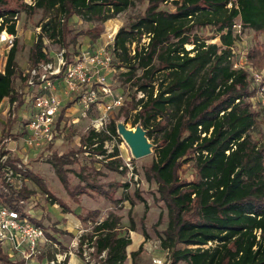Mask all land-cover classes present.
<instances>
[{
	"label": "trees",
	"instance_id": "16d2710c",
	"mask_svg": "<svg viewBox=\"0 0 264 264\" xmlns=\"http://www.w3.org/2000/svg\"><path fill=\"white\" fill-rule=\"evenodd\" d=\"M20 1L18 8L10 6V0H0V33L6 29L16 35L5 69L0 70V103L8 98L16 106L22 105L19 90L27 80L17 60L15 17L20 9L29 15L43 13L30 53L33 68L53 60L46 39L63 47L70 63L80 54V36L97 41L107 21L136 5V0ZM143 1L144 11L121 26L114 39L111 82L115 80L130 92L117 115L110 118L107 131L88 129L80 137L78 150L53 154L55 172L77 201L84 194L99 192L119 203L123 198L116 200L108 190L90 182L84 167L80 172L83 182L70 189L69 166L79 161L76 153H82L87 145L93 163L104 162L95 154L104 155L109 170L125 174L119 147L107 153L105 141L115 137L123 141L119 121L139 124L153 144L152 161L145 167L144 176L157 185V199L167 210L165 227L158 229L164 219L161 214L155 229L161 246L172 251L173 264H264V108H254L261 101L252 99L256 87L249 72L233 66L238 37L232 27L240 20L246 28L264 35V0ZM76 18L90 26L76 31L72 26ZM205 29L218 41L208 42L201 34ZM144 38H149L148 43ZM248 56L264 67V40L251 47ZM71 103L57 117L60 132H64L62 121ZM7 124L12 127L15 119L10 118ZM9 133L5 131V137ZM3 153L0 149V157ZM187 163L192 177L184 175ZM26 176L48 191L36 172L28 171ZM122 186L127 189L129 183ZM27 192L25 189L21 196L27 197ZM135 195L146 203L139 190ZM0 196L2 202L14 205L12 196L1 192ZM127 199L132 205L136 203L131 196ZM62 205L66 211H73ZM100 213V209L88 210L82 217L95 225L94 232L85 237L98 255L106 251L105 264H123L132 244L129 231L138 232L136 222L130 217L124 231L120 214L112 211L98 223ZM142 233L149 238L145 226ZM144 249L142 243L130 252L133 264H141L139 256ZM0 261H10L1 248Z\"/></svg>",
	"mask_w": 264,
	"mask_h": 264
},
{
	"label": "rangeland",
	"instance_id": "374dc122",
	"mask_svg": "<svg viewBox=\"0 0 264 264\" xmlns=\"http://www.w3.org/2000/svg\"><path fill=\"white\" fill-rule=\"evenodd\" d=\"M23 2L33 3L34 0H23ZM21 3L22 2L20 0H10V6L12 7L21 8ZM165 6L168 8H172L170 4H166ZM145 7L146 3L143 0H136V5L134 7L121 13L116 18L110 19L104 24L101 37L95 42H93L92 39L88 36H80L78 40L81 48L80 53L82 51H93L95 48L103 44L104 41L107 39V34L108 32H110V30L119 29L123 25H128L134 20L136 16H138L144 11ZM76 20V23H72V26L76 31H79L81 29L86 30L90 26L89 23L80 20L79 18H76ZM16 21L18 30L17 60L20 67L26 71L30 68L31 48L36 42L38 33L40 32V27H38V25L41 24V22L43 21V13L41 11H38L34 15H29L25 11L20 9L19 13L17 14ZM201 34L204 38H208V42L218 41L217 39H213V33L209 29L201 31ZM263 40L264 35H261L260 33H256L253 30L246 28L238 36V41L236 42L234 49L236 54V60L244 61L245 59H247L249 65L252 66L254 69L262 71L264 76V67L254 64L248 56L251 47H253L259 41ZM45 44L47 51L50 52L53 56L58 53L61 49H64L58 43L54 41H49L48 39L45 40ZM9 49L10 47L8 46V44H0V70L2 71L5 69ZM70 57L73 58V56ZM108 75L109 82L114 92L116 94H122L124 97H126L127 94L130 92V89L121 88L119 86V83L115 80L112 83V75ZM254 98L256 100H259L260 98L257 94L256 89L254 92V97L252 99ZM77 100L78 98L77 96H75L74 99H72V103L70 104V106L67 107V110L65 111V114L67 113L65 115L66 123L64 121L62 123V125L65 124V129L63 130L64 132L58 131V135L56 136L54 143L50 145H45L38 150H31L25 148L24 140H20L19 144L17 143L19 153L23 155H29L30 159L27 163L29 165V171L36 172L39 176H41L48 189V191L44 190L30 178H26L25 185L28 187L26 188V190L28 191L27 195L32 192L33 195H31L33 197L30 198H36L37 196V199L34 200L36 205L33 207L35 209V214L40 216L42 214L40 210H43V212L45 213L44 218L39 221L44 225L48 233L52 236H49V238L53 241V243H58L61 252L73 249L72 242L77 234V229L75 225H73L74 223L69 224V221H77L76 224L81 223L85 229V236L86 234L93 233L95 226L94 223L84 222L82 220V217H85L88 214V210H93L97 208L101 210L99 218L107 216L112 211L120 214L123 217L120 226L121 229L124 231L128 229L130 225V217H132L136 222L138 231H134L133 234L135 237H137L136 233H139L140 238H142V240L146 239V237L142 233V227L145 226L149 232L148 239L153 244L157 243L158 241L160 242L155 226L159 225H156V223L158 222L162 214L164 219L160 223L161 225L158 226V229L160 230L165 227V221L167 219V210L164 204L161 201H158L157 199V185L155 183L148 182L144 176L145 167H147L152 161L151 155L142 158H135L133 156L131 148L122 137L121 138L123 139V141H119L118 137L105 141L104 147L107 150V153L114 152L115 147L118 146L120 149L121 156H123L124 158L123 165H125L126 161H131V163L134 165L135 171L140 176L141 184L140 186H137L134 180L130 177L129 172H127L128 170H126L125 174L109 170L104 165V162H106V159H108L106 156H103L102 159H99L103 160L104 162L93 163L91 155H86L84 154V152L76 153L79 161L69 166L71 168L68 172L70 189H73L76 184L83 180L80 175V172L82 171V167H84V176L90 178V182L96 183L97 185L101 186L105 191L108 190L110 195L116 200L123 198L121 201H119V203H115L114 201H112L111 198L107 199L106 195L101 194L99 192H96L92 197L88 194H84L80 196L79 201H77L74 199V197L70 195V192L63 185L61 179L55 172V168L51 161L53 158V154H60L69 150H78L80 148L81 135L88 131V127L90 126L91 120L100 113L97 105H95L92 107V109L88 112L87 115H84L83 108L78 104ZM258 107L264 108L263 100L261 102L258 101L254 108ZM118 111L119 108L114 109L110 114V118L116 116ZM11 112H14V110H11ZM126 124L128 127L131 128L137 126H133L132 121H129ZM4 125L5 123L0 122V130L3 128ZM1 133L2 132H0V138L2 139H0V145L2 144L3 140H5L4 136ZM8 136L12 137L13 140H15L14 137L17 138V136L13 134ZM11 159L13 163L16 160L19 161L17 159V153H11L10 160ZM184 167L187 168L184 175L187 177H192L191 174L193 170L190 169L189 164H185ZM125 182L129 183V187L127 189L125 188V186H122ZM116 183L119 186L117 188H114L117 185ZM6 187L9 186L5 184L4 172L2 170L1 164L0 192L2 191V194L5 191ZM11 188L12 187H9V190L13 191V188ZM136 190H139L142 193V196L146 199V203L141 202L136 197ZM50 193L53 194L57 199H54V197H52ZM127 196L133 197L136 203L132 205L131 202L127 199ZM53 203L57 204V209L59 211L51 205ZM62 203L67 204L73 211H66ZM27 210L30 211V207H27ZM59 212L61 214H59ZM65 226H68V228H64ZM129 234L132 235L131 231H129ZM85 239H88V237H85ZM88 241L89 246L93 247L90 239H88ZM135 247H137L136 241L135 243L132 242V244L128 246V258L123 264H133L130 252ZM159 247L160 246L158 245V248ZM45 248L47 249V253L49 256H53L52 251H56V249L50 245H46ZM92 256L95 262L94 264H105L104 258H99L98 254L96 253V248L95 252L93 251ZM75 257L83 264H85V262L82 260L83 258L80 253H78V255ZM139 261L141 264H151V253L144 249V251L139 256Z\"/></svg>",
	"mask_w": 264,
	"mask_h": 264
},
{
	"label": "built area",
	"instance_id": "2783aa9c",
	"mask_svg": "<svg viewBox=\"0 0 264 264\" xmlns=\"http://www.w3.org/2000/svg\"><path fill=\"white\" fill-rule=\"evenodd\" d=\"M232 27L237 37L246 29L240 20L236 21ZM117 31L118 29L110 30L103 44L93 51H82L70 63L64 55L65 50L61 49L54 55L52 61L40 63L25 71L26 91L32 109L27 117L28 131L24 139L25 148L38 150L54 143L58 135L56 120L62 107L58 83L62 84L63 96L68 99L77 96V102L83 108L84 115L97 105L100 113L91 120L88 129H94L96 132L107 131L111 112L122 106L125 99L122 94L114 92L107 72L112 69L114 39ZM15 39L16 35L9 33L6 29L0 33V44L6 43L11 47ZM148 41L149 38L143 39V42L148 43ZM233 53L234 68H244L249 72L260 97L259 100L264 101L263 72L250 66L247 59L236 60L234 48ZM139 96L142 97L143 93L139 92ZM12 142L11 137H6L0 145V149L4 151L0 157V163L5 184L13 188L11 191L9 187H6L3 193L14 199L13 206L7 203L0 204V248L10 258L9 262L0 261V264H35L37 262L42 264L41 258H45L47 264H70V261L67 263L68 257L71 255L75 257L78 253L82 255L85 264H94L92 253L95 252V247L89 246L81 223L75 224L77 234L72 242V250L61 252L58 243H53L49 238L47 229L39 221L44 218L45 213L40 210L42 214L39 216L34 212L33 207L36 205L34 200L37 196L30 198L33 197L32 192L27 197L21 196V193L28 188L25 181L26 173L29 171L27 164L29 155L19 153L17 143ZM83 150L84 154L92 155L90 146L84 145ZM11 153H17L19 161L11 163ZM95 155L99 159L104 156ZM124 167L127 168V172L136 185L140 186V176L131 161H126L121 169ZM27 207L31 210H27ZM101 222L102 219L98 223ZM158 242L153 244L149 239L144 240L145 250L151 253V264H173L172 251L169 248H163L161 242ZM46 245L56 249L52 251L53 256L48 255ZM98 256L105 260L106 251H102Z\"/></svg>",
	"mask_w": 264,
	"mask_h": 264
},
{
	"label": "crops",
	"instance_id": "0c3cea01",
	"mask_svg": "<svg viewBox=\"0 0 264 264\" xmlns=\"http://www.w3.org/2000/svg\"><path fill=\"white\" fill-rule=\"evenodd\" d=\"M8 55V54H7ZM108 74H111V70H108L107 71ZM109 77V75H108ZM58 87H59V92H60V95L62 96V107L60 109V112L58 114L61 115V112L63 110V108H65L71 101L72 99H68L66 98L65 96H63V94L61 93V88H62V84L61 83H58ZM20 95H21V100H22V105L20 106H16L17 103L15 102V104H11L10 103V100L8 98H5L1 103H0V122H3L5 123V125L3 126V128L0 130V132H2L1 134L4 136V138L6 137H9V136H6L4 135L5 131H8L10 130V135L13 134V135H16L15 140L12 139V143H20V140H24L25 139V136L27 134V131H28V125H27V117L29 116L30 114V111L32 110L31 109V101L29 99V95L27 94V91H26V85H24L20 90ZM74 99V98H73ZM69 107V106H68ZM11 110H14V112H11ZM67 110V108H66ZM65 110V111H66ZM67 114V113H66ZM64 114V119L63 121L66 123V118H65V115ZM15 119V124L10 127V125H8V120L9 119ZM62 121V123H63ZM65 125V124H64ZM63 126V125H62ZM2 139V138H0ZM11 143V144H12ZM27 177V176H26ZM2 193V191H1ZM4 194V193H3ZM92 197V196H91ZM1 203H4L2 202V198L0 196V204ZM55 209H57V204H51ZM63 209V208H62ZM99 209V208H97ZM58 210V209H57ZM59 211V210H58ZM59 214H61L59 212ZM67 218V217H66ZM104 218V217H103ZM103 218H98L97 220H103ZM77 222V221H76ZM75 221H69V224L71 223H74L73 225L76 224ZM91 222V221H89ZM59 227V226H58ZM64 228H68V226H65ZM132 235V242L135 243V241L137 242V247L139 248L140 245L142 244V242L144 243V240H142V238H140V234L139 233H136L137 234V237L134 236V231H131ZM58 245V244H57ZM135 247L133 248L132 251H135L137 250L138 248ZM42 260V264H47V261L45 258H41ZM70 261V264H81L82 262L79 261L76 257L74 256H69L68 257V260H67V263ZM35 264H40V262H37ZM83 264V263H82Z\"/></svg>",
	"mask_w": 264,
	"mask_h": 264
},
{
	"label": "water",
	"instance_id": "95a60500",
	"mask_svg": "<svg viewBox=\"0 0 264 264\" xmlns=\"http://www.w3.org/2000/svg\"><path fill=\"white\" fill-rule=\"evenodd\" d=\"M118 133L129 145L135 158H142L151 155L153 144L147 136L146 130L141 126L128 127L124 121L117 123Z\"/></svg>",
	"mask_w": 264,
	"mask_h": 264
}]
</instances>
